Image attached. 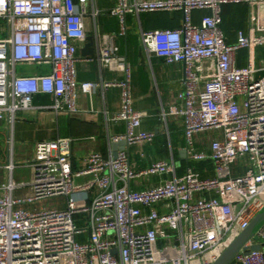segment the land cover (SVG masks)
Here are the masks:
<instances>
[{
  "label": "built area",
  "instance_id": "built-area-1",
  "mask_svg": "<svg viewBox=\"0 0 264 264\" xmlns=\"http://www.w3.org/2000/svg\"><path fill=\"white\" fill-rule=\"evenodd\" d=\"M113 1L109 14L118 19L120 32L102 36L95 61L121 79L78 83L77 45L86 37L88 0H0L6 26V36L0 35V121L12 128L18 112L72 115L79 92L117 88L120 108L111 121L124 122L126 132L110 141L150 143L154 134L142 128L145 114L133 108L131 68L115 38L126 34L127 15L180 12L179 28L140 31L141 43L165 63L184 65L183 106L172 113L183 119L188 164L210 162L214 176L201 178L190 167L176 176L172 160L136 172L127 151L116 158L92 152L84 158L85 168L75 170L72 138L38 142L29 163L32 196L14 198L12 158L0 165L7 173L0 186V264H214L264 208V76H258L264 64L257 66L254 57L264 46V0ZM240 4L249 6L251 26L228 43L222 10ZM194 11L209 13L195 24ZM240 50L247 51L242 68L236 65ZM22 65L47 70L20 76L16 68ZM38 95L50 96L52 104L34 107ZM208 132L221 137L203 152L195 138ZM240 159L244 171L236 175ZM166 174L172 178L154 188H130L138 177ZM48 200L56 205L17 207ZM255 237L232 264H264V225ZM253 246L260 249L251 251Z\"/></svg>",
  "mask_w": 264,
  "mask_h": 264
},
{
  "label": "crops",
  "instance_id": "crops-1",
  "mask_svg": "<svg viewBox=\"0 0 264 264\" xmlns=\"http://www.w3.org/2000/svg\"><path fill=\"white\" fill-rule=\"evenodd\" d=\"M115 6L113 0H88L85 19L86 37L77 45V62L75 64L78 83L104 81H119L121 76L101 69L95 61L98 50L104 46L102 36L118 35L119 21L109 14ZM97 11L96 17L91 12ZM249 6L245 4L226 6L222 10L221 29L228 43H235L239 30L247 32L251 26ZM208 11H194L192 21L200 23ZM183 23L180 12L141 13L138 16H126V34L115 38L118 54L125 58L131 68V86L133 108L145 114L143 129L153 133L150 143L137 144L128 147L130 167L142 171L158 161H173L176 166V176H182L190 167L199 177L214 176L212 163L187 162L183 119L172 110H180L183 106L180 95L183 91L184 65L181 63L167 64L149 54L141 43L140 31L172 30ZM0 35L6 36V26L0 20ZM90 39V40H89ZM255 63L264 64V46L255 50ZM247 64V51L240 50L236 57L239 68ZM47 67L34 65L17 66L16 73L20 76H35L43 73ZM258 76H264L261 72ZM52 98L38 95L33 99V106H50ZM78 112L72 115H54L51 112H18L12 128H8L4 120L0 121V165L3 166L12 158L14 168L11 174L12 182L17 186L13 192L16 199L32 196L30 184L33 170L29 166L34 158V146L38 142L50 141L56 138L70 137L73 139L72 160L75 170L85 168L84 158L92 152H99L103 157L112 156L114 151L113 136L124 135V122H113L111 117L119 111L120 94L117 88L98 89L90 95L78 93L76 97ZM219 132H208L197 135L196 146L200 151L208 152L209 144L220 139ZM236 175L242 174L244 165L238 162L234 168ZM172 175L138 177L130 182V188L141 191L154 188ZM81 178L79 181H86ZM7 181V173L0 169V186ZM1 194V192H0ZM56 205V201L54 203ZM53 205V206H54ZM33 211L35 204L17 206ZM164 209L160 208L163 212Z\"/></svg>",
  "mask_w": 264,
  "mask_h": 264
},
{
  "label": "water",
  "instance_id": "water-1",
  "mask_svg": "<svg viewBox=\"0 0 264 264\" xmlns=\"http://www.w3.org/2000/svg\"><path fill=\"white\" fill-rule=\"evenodd\" d=\"M90 40V39H89ZM113 148V158H116L117 154L121 151H127V143L122 140L117 143H112ZM264 225V208L254 217V219L249 224L248 228L244 230L226 249V251L216 260L214 264H232L235 256L239 253L240 250L247 251L245 244L251 239L256 240L255 234L262 228ZM259 246H253L250 248L251 251H258ZM116 251H112V254H115Z\"/></svg>",
  "mask_w": 264,
  "mask_h": 264
},
{
  "label": "rangeland",
  "instance_id": "rangeland-1",
  "mask_svg": "<svg viewBox=\"0 0 264 264\" xmlns=\"http://www.w3.org/2000/svg\"><path fill=\"white\" fill-rule=\"evenodd\" d=\"M2 37H4V36L1 35V38H2ZM238 162H239L240 164H242V165L245 164V162H244L243 159H240ZM54 203H55L54 200L40 201V202H37V203L35 204V206H36V208H37V207H38V208L40 207V208H47V209H49V208H52V207H53Z\"/></svg>",
  "mask_w": 264,
  "mask_h": 264
}]
</instances>
